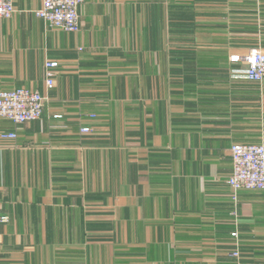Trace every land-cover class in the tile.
<instances>
[{"label":"crops","instance_id":"crops-1","mask_svg":"<svg viewBox=\"0 0 264 264\" xmlns=\"http://www.w3.org/2000/svg\"><path fill=\"white\" fill-rule=\"evenodd\" d=\"M42 1L0 19V90L47 96L0 117V264H264V191L227 183L264 140V0H85L75 33Z\"/></svg>","mask_w":264,"mask_h":264},{"label":"built area","instance_id":"built-area-1","mask_svg":"<svg viewBox=\"0 0 264 264\" xmlns=\"http://www.w3.org/2000/svg\"><path fill=\"white\" fill-rule=\"evenodd\" d=\"M85 0H43L40 8L34 14L49 27L67 32L81 30L80 7ZM16 12L15 0H0V19H10ZM247 68L243 74L252 81L264 79V51L253 50L245 57ZM45 85L55 86L56 71L59 63L55 60L45 62ZM47 96L40 90L20 87L0 90V117L15 124H23L42 118ZM60 117V116H56ZM91 128L83 127L82 132ZM2 138L16 139V132L2 133ZM233 170L227 183L238 192L242 189H257L264 191V140L258 143H234L230 148ZM1 204V200H0ZM10 216L1 211L0 224H6ZM236 235V234H234ZM235 256L239 252H234Z\"/></svg>","mask_w":264,"mask_h":264}]
</instances>
